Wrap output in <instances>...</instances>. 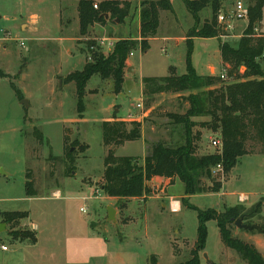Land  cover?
I'll return each mask as SVG.
<instances>
[{
    "label": "rangeland",
    "instance_id": "rangeland-1",
    "mask_svg": "<svg viewBox=\"0 0 264 264\" xmlns=\"http://www.w3.org/2000/svg\"><path fill=\"white\" fill-rule=\"evenodd\" d=\"M68 1L72 3L68 4L67 0H0V39H3L0 70L11 75L10 79L0 78V173L10 175L9 179L3 181H9V185L15 187L13 190L0 187V211L13 208L8 199L18 196L17 188L24 183L29 170L34 176L37 191L47 198L14 207L31 212V219L26 224L37 232L38 248L31 245L23 248L24 245L20 246L13 240L16 233H27L28 229L23 224L20 223L15 229L11 224L6 225L7 230L5 227L0 232V264H64L65 205H68L75 219L89 225L94 222L96 229L92 233L101 239L106 236L111 250L136 253V261L127 257V264H152V256L157 257L158 264L184 263L190 259L198 232L197 213L184 206L187 199L182 195L184 184L178 181L167 194L152 191L146 201L138 199L117 203L107 198L99 186L109 151L104 145L102 123L115 117L133 120L130 115H135L136 120L133 121L140 120L142 140L115 148L117 157H135L139 165L158 143L172 148L185 145L188 131L198 156L220 153L221 150L214 147L212 141L221 140V133L219 128H215L219 126L218 123L211 117L190 118L188 129L175 122L186 117L191 108L188 98L199 92L163 94L152 97L149 102L143 97V78H162L172 74L182 76L187 73L188 48L186 43L177 44V41L184 39L197 23L183 0H168L174 14H161L162 25L158 37L150 43L148 51L137 49L132 52L128 67H134L135 74L126 71L122 92L115 93L113 80L94 76L86 87L85 110L80 118L76 85L66 84L65 78L84 69L87 53L85 45L79 42L82 36L78 7L73 4L74 0ZM143 1L130 4V13L124 22H110L94 33L93 29L89 30L88 35L96 38L104 55L111 52L118 41L126 38L140 43V40H136L139 36L137 20L133 19ZM238 1L248 6L254 2L219 0L220 6L216 10L210 5L200 13L198 26L202 28L217 15L223 36L197 42L192 64L198 75L221 76V44L239 46L248 21L233 22L231 29H228L218 19L221 13H231ZM99 3V0H95V4ZM257 34L264 35V18L257 28ZM211 66L214 67L212 71ZM245 70L241 69L242 72ZM225 82L230 84L233 80L225 79ZM11 83L22 92L23 100L17 97ZM23 101L28 102V107ZM139 104L142 105L141 109L137 108ZM35 129L43 134L42 145L35 141ZM67 136L70 137L68 148L71 147L69 152L72 157H67L66 153ZM74 142L87 146V149L81 152L77 145L70 146ZM216 167L212 170V179L203 178L202 182L208 187L220 182L219 193L226 196L202 195L191 200L189 198L188 202L201 210L222 212L229 209L227 206L240 203V196L245 195L248 199L241 207L247 215L246 224L264 227L260 200L264 197V155L242 157L229 175L224 174V169L217 170ZM151 182L147 183L150 189ZM52 189L60 190L66 200L50 198ZM172 200L181 201L180 212H171ZM162 203L167 204L166 208L162 207ZM108 206L117 211L115 222L108 220ZM82 208L86 209L85 213L81 212ZM207 228V246L201 254V264H248L236 251L224 246L215 221L209 222ZM230 228L235 238L243 242L249 240L250 232L238 230L235 225ZM81 246L78 255L85 253L83 259L95 252L90 245ZM2 247H7L9 252H4ZM103 263V260L94 259L90 264Z\"/></svg>",
    "mask_w": 264,
    "mask_h": 264
},
{
    "label": "trees",
    "instance_id": "trees-1",
    "mask_svg": "<svg viewBox=\"0 0 264 264\" xmlns=\"http://www.w3.org/2000/svg\"><path fill=\"white\" fill-rule=\"evenodd\" d=\"M99 1L98 5L95 4V0H79L80 34L83 38L79 42L85 45L87 62L82 71L71 73L65 78L66 84L76 85L80 118L85 110L84 97L90 80L96 75L102 80H113L115 93H121L132 52L137 49L142 52L148 51L150 40L158 35L161 14L163 12L174 14L173 6L168 0L141 2L140 43L121 40L111 52L104 55L96 39L84 37L95 24L124 22L129 16L130 4L138 0ZM183 3L197 23L186 35L187 73L182 76L172 74L162 78H143V97L149 102L152 97L158 95L199 92L188 98L191 108L186 117L175 122L187 127L192 117H211L219 125L215 128L220 129L222 151L198 156L196 145L188 131L185 145L172 148L165 143H158L143 159V164L139 165L135 157H117L115 148L127 142L142 140V123L122 121L115 117L102 123L104 145L109 151L104 161V175L99 186L106 197L124 203L132 199L146 201L152 193L147 183L154 178L167 179L170 181L169 185L180 181L185 186L187 197L184 206L195 211L198 217L197 240L191 249L190 259L180 264H201V254L205 252L207 246V224L211 221L217 223L224 246L236 251L248 264H264V257L254 245L243 242L232 234L230 227L235 221L243 218L245 222L247 218L241 206L219 212L215 209L201 210L188 202V199L194 195L220 192V182L213 184L212 187L202 182L203 178L212 179V170L217 165H222L224 174L229 175L242 157L253 154L264 155V64H261L264 63V35L257 34V28L264 18V0H254L253 4L249 5L248 25L238 48L228 43L221 44L223 69L221 75L225 79L233 80L230 84H227L221 76L198 75L192 64L194 39H214L223 36L221 28L218 27L217 15H214L211 22H206L202 28L198 26L200 13L210 5L216 10L220 6L219 0H183ZM95 5H98V9L94 8ZM242 68L246 69L245 72L241 71ZM0 78L10 79V76L0 70ZM11 86L17 97L23 100L22 92L15 84L11 83ZM169 117L178 119L171 115ZM33 135L39 145L44 143L43 134L39 130L35 129ZM69 138L66 137L65 148L67 157H72L69 152L71 147L68 148ZM76 145L81 152L87 149V146L78 142L70 146L76 147ZM26 180L27 195L37 196L39 192L30 170L26 173ZM258 207L260 208V205ZM0 216L2 223L11 224L15 229L22 221L28 219L29 214L6 212L1 213ZM13 240L36 245L38 238L36 232L28 230L27 233H16ZM156 258V256L151 257L152 264H158Z\"/></svg>",
    "mask_w": 264,
    "mask_h": 264
},
{
    "label": "crops",
    "instance_id": "crops-1",
    "mask_svg": "<svg viewBox=\"0 0 264 264\" xmlns=\"http://www.w3.org/2000/svg\"><path fill=\"white\" fill-rule=\"evenodd\" d=\"M67 2H68V4L72 3L71 1H68V0H67ZM78 3H79V0L73 1V4L76 6V8L78 7ZM133 20H137V26H138V31H139L138 32L139 36L136 40L141 41V38H140L141 22H140V11L139 10L136 13ZM108 24H111V23L107 22L104 25L95 24L91 29H93V33H94L95 30H98L99 28H104ZM112 25H115V24H112ZM116 26H118V25H116ZM157 37H158V35H157ZM157 37L151 39L150 43L153 42ZM84 38L96 39V38L91 37L89 35H87ZM2 40L3 39H0V46H1ZM124 40H128V38H126ZM199 40L202 41V40H206V39H198V38L194 39L193 51L196 48L197 42ZM180 42L185 44L186 43V37L184 39H182L181 41H177V44H179ZM4 48H6V46H4ZM234 48H238V47L236 46ZM131 63H132V61H131ZM129 69H133L135 71L134 67L128 68V70ZM171 69L175 70V68H173V67H171ZM213 69H214V67L211 66L210 71H212ZM132 74H135V72ZM9 76H11V75H9ZM211 76H213V75H211ZM117 119L122 120V121H127V122H133V120H136V119L130 120V119L118 118V117H117ZM137 122H140V120H138ZM27 151H29V143L27 144ZM29 155H30V153H29ZM240 161H241V159L239 160V162ZM9 178H10V175L5 174L4 172L0 173V187L5 188L7 190H13L15 187H11L12 185H9V181H3L6 179H9ZM26 181L27 180L25 178L24 183L19 185V187L17 188L19 191L18 196H13L11 199H8L9 203L12 205L13 208H10L9 210H6L4 212L0 211V213H6V212H26V213H28L27 212L28 210H26V209L21 208L22 210H17L18 208H14V207H18V206H20L21 203H24V202L30 203V202H38V201H42V200H47V198L43 197L45 195H41V194H38L37 196H33V197L28 196L26 193V190H25ZM2 182H5V183H2ZM177 182L178 181H176V183ZM169 183H170V181L167 179L154 178V179H152V182H151V186H152L151 191H158L159 190L162 193L167 194V192L172 191V187H174L176 185V183L174 185H169ZM223 188H224V185H223ZM50 192H51L50 198H53V199H56L59 201L66 200L65 198H63V194L60 190H53L52 189ZM216 194L220 195L221 193H216ZM182 195H185V189H184V193ZM203 195H214V194H203ZM197 196H202V195H194V196L190 197V200L194 197H197ZM222 196H226V194L225 195L223 194ZM242 196H245V195H242ZM109 199L115 200L117 203H119V201L117 199H113V198H109ZM154 199L158 200V198H154ZM167 199H169V198H167ZM132 200H136V199H132ZM260 200H262V206H261L262 207V219L264 220V197L260 198ZM129 201H131V200H129ZM180 203H181V201H180ZM241 204H243V203L240 202V203L234 204L233 206H227V207L234 208L237 206H241ZM161 205H162V207L166 208L167 204L162 203ZM67 206L68 205H65V208H63V216H64V220H65V234L63 236V251H64L63 261H64V264H90L91 261L94 259L103 260L104 261L103 264H114V261L116 264H127V261H126V260H128L127 257L128 258L131 257V258L135 259V261H136V258H137L136 253H133L131 251H126V250H111L109 247L110 246L109 240L107 239L106 236H104V238L101 239L99 237H95L94 233H92V232H95V229H96V228H94L95 223L92 222V224L89 225V224H86L84 222H81V221L75 219L71 215L70 210L68 209ZM109 208H112V207L108 206V209ZM11 209H13V210H11ZM64 209H65V211H64ZM113 210H115V209H113ZM29 213H28L29 214L28 219L22 221L21 224H23L25 227H27V229L29 231L36 232L35 230H31L29 228V224L28 225L26 224L27 221H29L31 219V212H29ZM116 216H117V211L115 210V218H116ZM115 221H116V219H115ZM115 221H113V222H115ZM0 224H2L1 218H0ZM34 229H36V228H34ZM6 230H7V226H6ZM245 232H249V231H245ZM36 234H37V232H36ZM249 234H250V238L246 242L254 245L258 249V251L262 254V256L264 257V254H263V252H264V234H261V233H255L254 234L252 232H250ZM16 243L19 244L20 246L24 245L23 248H29L31 245L28 242H16ZM79 243H80V245H78ZM81 245H84V247L90 245V248L91 247L94 248L95 252L90 254L89 256H87V258L83 259V257L86 256L85 253L78 255L79 250L83 247ZM31 246L33 248H38L39 238H38L37 244L31 245ZM20 248H22V247H20ZM4 252H9V250L4 251ZM115 255H118L116 259H115ZM111 258H112V260H111ZM137 263H138V260H137Z\"/></svg>",
    "mask_w": 264,
    "mask_h": 264
},
{
    "label": "built area",
    "instance_id": "built-area-1",
    "mask_svg": "<svg viewBox=\"0 0 264 264\" xmlns=\"http://www.w3.org/2000/svg\"><path fill=\"white\" fill-rule=\"evenodd\" d=\"M95 9H98V5H95L94 6ZM248 18H249V6L248 5H245L243 2L241 1H238L233 9V11L229 14H225V13H221L218 17L219 19V23L220 24H225L227 25V28L228 29H231V27L233 26V22H236V21H248ZM104 41H102V45H103ZM22 46H24L23 44H21ZM221 78L222 79H225V77L223 75H221ZM137 108L138 109H141L142 108V105L139 104L137 105ZM130 117L132 118L133 116L130 115ZM134 119V117H133ZM212 144L214 147H217L219 148L221 151H222V141L221 140H213L212 141ZM217 170H222V165H218L217 167ZM97 193H100L99 190H97ZM99 198V196H98ZM248 198L246 196H240V202H245ZM181 203L180 201H177V200H172L170 202V210L172 213H178L181 211ZM81 212L85 213L86 212V209H81ZM2 250L3 251H7L8 248L7 247H2Z\"/></svg>",
    "mask_w": 264,
    "mask_h": 264
},
{
    "label": "water",
    "instance_id": "water-1",
    "mask_svg": "<svg viewBox=\"0 0 264 264\" xmlns=\"http://www.w3.org/2000/svg\"><path fill=\"white\" fill-rule=\"evenodd\" d=\"M106 19H108V17H106ZM128 71H129V73L135 72L133 69H129ZM23 104L26 105V107H28L27 101H23ZM1 173H3V172H1ZM108 220L109 221H115V210H113L112 208L108 209ZM234 225L238 230H245V231H249V232L258 231L261 234H264V228H262L261 226H258V225H247L244 222L243 218L236 220ZM5 227H6L5 224H0V231H2L3 228L5 229ZM205 258L207 259L206 254H205Z\"/></svg>",
    "mask_w": 264,
    "mask_h": 264
}]
</instances>
